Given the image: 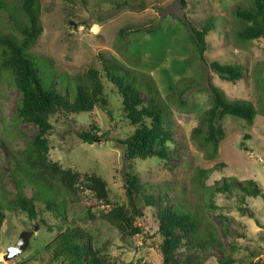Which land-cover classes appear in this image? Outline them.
I'll return each instance as SVG.
<instances>
[{
	"label": "rangeland",
	"instance_id": "obj_1",
	"mask_svg": "<svg viewBox=\"0 0 264 264\" xmlns=\"http://www.w3.org/2000/svg\"><path fill=\"white\" fill-rule=\"evenodd\" d=\"M37 0L43 31L28 49L30 57L42 64L44 77H57V89L67 86L73 92L76 82L83 83L87 72L96 69L104 84L111 114L100 106L91 113L51 117L48 157L82 173H96L107 182L112 202L125 201L126 168L123 151L115 139H122L134 127L124 117L121 100L114 86L103 74L104 65L123 64L149 75L168 106L173 141L171 156L163 161L154 157L136 160L133 170L148 187L167 190L173 202L194 208L200 230L214 229L223 247L205 246L200 264H259L264 262V201L249 199L242 203L237 187L246 179L264 188V39L241 41L236 32L243 22L235 16L237 8H248L253 0ZM22 0H0V37L21 40L20 29L27 24L21 10ZM210 21L204 61L189 38V27ZM185 21V22H184ZM154 26L153 28H149ZM142 27L141 30L136 31ZM127 34L121 36V30ZM134 30V31H133ZM197 57V58H196ZM0 47V64H1ZM239 65L242 77L236 82L224 80L209 63ZM208 82L219 88L228 100H245L255 110L252 122L227 115L221 125L224 137L214 157H207L192 135L204 110L210 107ZM64 91V90H63ZM65 92V91H64ZM182 98V102L178 101ZM18 95L9 73L0 75V197H4L5 218L0 230V264H61L53 258V249L45 244L57 234L48 231L40 220L28 219L20 210L8 205L16 191L8 170L36 128L16 117ZM105 133L108 140L92 144L82 142L77 133L89 130L91 123ZM231 182L230 191L215 192L216 208H206V197L216 182ZM81 187V186H80ZM26 195L31 187H24ZM69 226L88 230L98 246H105L107 258L117 264H161L160 237L155 232L151 211L139 219L143 232L123 238L108 222L100 218L102 206L91 205L92 196L81 188L70 202L64 190ZM246 208V213L241 208ZM43 204H38L42 210ZM44 211L42 217L51 225L64 229L60 219ZM222 215L224 218L220 217ZM225 224L229 234L224 230ZM35 227V229H34ZM28 245L18 256L5 260L3 255L22 236Z\"/></svg>",
	"mask_w": 264,
	"mask_h": 264
},
{
	"label": "trees",
	"instance_id": "obj_2",
	"mask_svg": "<svg viewBox=\"0 0 264 264\" xmlns=\"http://www.w3.org/2000/svg\"><path fill=\"white\" fill-rule=\"evenodd\" d=\"M120 4H127V1L123 0ZM21 10L27 19V24L20 29L21 40L10 36L0 37V75L1 70H6L17 91L16 117L32 124L36 131L21 151L19 159L11 162L7 157L8 170L16 189L8 205L20 210L30 220H40L48 231L57 228V234L44 247L51 246L53 258H60L61 264H117L107 258L104 252L106 247L98 246L88 230L78 225H68L67 200L60 198V192L64 190L71 202L77 198L80 188L89 191L92 196L91 205L87 207L89 216L94 218L91 213L93 207L102 206L100 218L115 227L124 239L143 232L142 226L137 222L145 216L144 210L149 209L155 232L160 237L157 248L161 264H200V252L205 246L222 248L223 244L215 236L213 228L201 232L194 208L184 207L178 200L171 206L172 201L166 189L148 187L133 170L134 162L138 159L154 157L165 161L171 156L170 143L173 138L168 106L146 73L123 64L114 66L109 62L105 63L103 70L104 76L114 86L121 100L125 119L134 127L133 132L125 138L115 139L122 148L128 168L124 176V202L110 200L107 182L96 173H82L65 168L48 157L51 149L49 135L53 128L50 120L52 115L91 113L96 106H100L108 114L111 112L101 75L96 69L92 68L87 72V79L83 83L76 82L73 92L67 86L57 89L54 85L56 76L48 80L44 77L42 64L28 54V49L43 31L37 0H22ZM235 16L243 22V27L236 32L239 40L264 39V0H253L248 8H237ZM210 21L199 29L184 21L189 27V38L201 62L204 61L203 54L207 49L206 37L211 29ZM141 28L134 30L139 31ZM126 34L125 29L121 30L122 37ZM209 67L220 78L231 82L240 80L243 74L239 65L213 61L209 63ZM208 87L211 105L202 112L198 125L192 129V135L205 150L206 156L212 158L224 137L222 119L232 115L252 122L255 110L245 100H228L211 82H208ZM177 99L182 102L181 97ZM77 136L82 142L89 144L108 140L105 133H99L94 122L89 130L78 132ZM1 180L0 176V182ZM25 186L32 188L30 196L26 195ZM233 187L236 185L226 182V179L221 183L216 182L213 191L206 197V208H216L213 202L215 192L230 191ZM237 189L241 192L244 204L249 199L264 201V188L253 179L244 180ZM4 203V197H0V230L5 218ZM38 204H43L44 208L39 210ZM241 210L246 213L245 207ZM44 211L60 219L65 225L64 229L55 226L56 224L51 225L42 217ZM220 217L224 218L222 215ZM223 225L225 232L229 234L227 226Z\"/></svg>",
	"mask_w": 264,
	"mask_h": 264
},
{
	"label": "water",
	"instance_id": "obj_3",
	"mask_svg": "<svg viewBox=\"0 0 264 264\" xmlns=\"http://www.w3.org/2000/svg\"><path fill=\"white\" fill-rule=\"evenodd\" d=\"M35 229V227H34ZM22 236L18 239V241L10 246L6 253L3 255V258L5 260H10L16 256H18L19 254H21L24 249L27 247L28 245V237L24 236L23 234H21Z\"/></svg>",
	"mask_w": 264,
	"mask_h": 264
}]
</instances>
